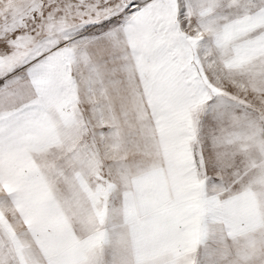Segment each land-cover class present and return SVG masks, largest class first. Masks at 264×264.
I'll use <instances>...</instances> for the list:
<instances>
[{
	"label": "snow or ice",
	"instance_id": "6c2138e0",
	"mask_svg": "<svg viewBox=\"0 0 264 264\" xmlns=\"http://www.w3.org/2000/svg\"><path fill=\"white\" fill-rule=\"evenodd\" d=\"M0 264H264V0H0Z\"/></svg>",
	"mask_w": 264,
	"mask_h": 264
}]
</instances>
